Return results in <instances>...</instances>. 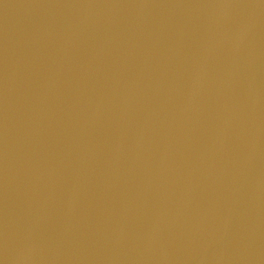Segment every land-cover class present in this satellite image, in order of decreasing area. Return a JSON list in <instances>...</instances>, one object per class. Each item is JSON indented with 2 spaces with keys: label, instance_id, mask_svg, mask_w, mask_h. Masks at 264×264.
<instances>
[{
  "label": "water",
  "instance_id": "obj_1",
  "mask_svg": "<svg viewBox=\"0 0 264 264\" xmlns=\"http://www.w3.org/2000/svg\"><path fill=\"white\" fill-rule=\"evenodd\" d=\"M0 264H264V0H0Z\"/></svg>",
  "mask_w": 264,
  "mask_h": 264
}]
</instances>
